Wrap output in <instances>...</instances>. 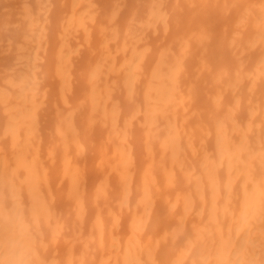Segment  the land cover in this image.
<instances>
[{"label":"bare ground","instance_id":"obj_1","mask_svg":"<svg viewBox=\"0 0 264 264\" xmlns=\"http://www.w3.org/2000/svg\"><path fill=\"white\" fill-rule=\"evenodd\" d=\"M0 264H264V0H0Z\"/></svg>","mask_w":264,"mask_h":264}]
</instances>
